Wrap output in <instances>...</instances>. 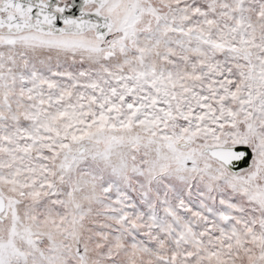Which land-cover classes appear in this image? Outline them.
<instances>
[{"label": "snow or ice", "instance_id": "6c2138e0", "mask_svg": "<svg viewBox=\"0 0 264 264\" xmlns=\"http://www.w3.org/2000/svg\"><path fill=\"white\" fill-rule=\"evenodd\" d=\"M0 264H264V0H0Z\"/></svg>", "mask_w": 264, "mask_h": 264}]
</instances>
